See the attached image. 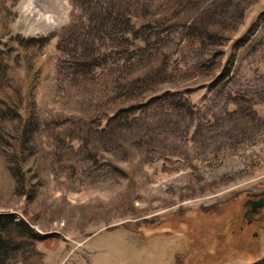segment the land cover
Masks as SVG:
<instances>
[{"label": "rangeland", "instance_id": "1", "mask_svg": "<svg viewBox=\"0 0 264 264\" xmlns=\"http://www.w3.org/2000/svg\"><path fill=\"white\" fill-rule=\"evenodd\" d=\"M263 189L264 0H0V264L258 263Z\"/></svg>", "mask_w": 264, "mask_h": 264}, {"label": "flooded vegetation", "instance_id": "2", "mask_svg": "<svg viewBox=\"0 0 264 264\" xmlns=\"http://www.w3.org/2000/svg\"><path fill=\"white\" fill-rule=\"evenodd\" d=\"M262 196V194H258V195H253V196H251V197H249V198H247V200L245 201V207H247V209L245 210V214H253V212H255L256 210H259V209H263V208H252L251 207V201L253 200V199H258V198H260ZM263 214H264V209H263Z\"/></svg>", "mask_w": 264, "mask_h": 264}, {"label": "water", "instance_id": "3", "mask_svg": "<svg viewBox=\"0 0 264 264\" xmlns=\"http://www.w3.org/2000/svg\"><path fill=\"white\" fill-rule=\"evenodd\" d=\"M262 194V196L258 199H253L251 201V207L254 208H263L264 209V189L259 193Z\"/></svg>", "mask_w": 264, "mask_h": 264}, {"label": "trees", "instance_id": "4", "mask_svg": "<svg viewBox=\"0 0 264 264\" xmlns=\"http://www.w3.org/2000/svg\"><path fill=\"white\" fill-rule=\"evenodd\" d=\"M33 236H35L34 238H33V240H35V238H36V234H34ZM254 264H264V259H262L261 261H259L258 263H254Z\"/></svg>", "mask_w": 264, "mask_h": 264}]
</instances>
